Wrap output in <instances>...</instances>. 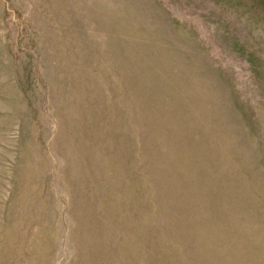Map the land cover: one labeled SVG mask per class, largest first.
Segmentation results:
<instances>
[{
  "label": "rangeland",
  "instance_id": "374dc122",
  "mask_svg": "<svg viewBox=\"0 0 264 264\" xmlns=\"http://www.w3.org/2000/svg\"><path fill=\"white\" fill-rule=\"evenodd\" d=\"M0 264H264V0H0Z\"/></svg>",
  "mask_w": 264,
  "mask_h": 264
}]
</instances>
